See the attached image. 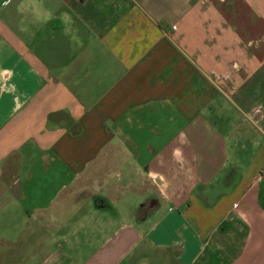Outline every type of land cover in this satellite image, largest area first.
Wrapping results in <instances>:
<instances>
[{
  "label": "crops",
  "instance_id": "0c3cea01",
  "mask_svg": "<svg viewBox=\"0 0 264 264\" xmlns=\"http://www.w3.org/2000/svg\"><path fill=\"white\" fill-rule=\"evenodd\" d=\"M20 2L0 0L7 254L264 264V0H35L43 25ZM128 192L133 216L99 212Z\"/></svg>",
  "mask_w": 264,
  "mask_h": 264
},
{
  "label": "rangeland",
  "instance_id": "374dc122",
  "mask_svg": "<svg viewBox=\"0 0 264 264\" xmlns=\"http://www.w3.org/2000/svg\"><path fill=\"white\" fill-rule=\"evenodd\" d=\"M110 208L112 213H116L117 210H124L127 209V214L133 216L138 209V205L143 201H140L138 197L134 194L127 193L118 197V199L109 198L105 200ZM115 204V205H114ZM101 213H108V210H100ZM112 215V214H111ZM116 215V214H113ZM22 225L20 223H7L6 218L4 215H0V264H29L26 262L27 257L24 256L23 251L20 250L18 252L11 251L12 254H7L8 244L12 242H18L20 237L22 236L21 233Z\"/></svg>",
  "mask_w": 264,
  "mask_h": 264
},
{
  "label": "clouds",
  "instance_id": "9594fccd",
  "mask_svg": "<svg viewBox=\"0 0 264 264\" xmlns=\"http://www.w3.org/2000/svg\"><path fill=\"white\" fill-rule=\"evenodd\" d=\"M17 12L22 17L30 15L31 23L38 25L47 24L49 21L56 18L52 9L45 7L42 3L35 2V0H21L17 6ZM61 18L65 24H71V19L66 13L62 14ZM19 29L20 31H27V24L23 19L20 21Z\"/></svg>",
  "mask_w": 264,
  "mask_h": 264
},
{
  "label": "trees",
  "instance_id": "16d2710c",
  "mask_svg": "<svg viewBox=\"0 0 264 264\" xmlns=\"http://www.w3.org/2000/svg\"><path fill=\"white\" fill-rule=\"evenodd\" d=\"M105 200L106 199H104V198H97L96 199V206L103 209V210H105V209L110 210L111 207L109 206V204Z\"/></svg>",
  "mask_w": 264,
  "mask_h": 264
},
{
  "label": "flooded vegetation",
  "instance_id": "af4514ba",
  "mask_svg": "<svg viewBox=\"0 0 264 264\" xmlns=\"http://www.w3.org/2000/svg\"><path fill=\"white\" fill-rule=\"evenodd\" d=\"M151 201H152V200H151ZM149 203H150V202L148 201V204L146 203L147 206H146V204L144 205V207H145L144 210H145L146 212H148V213L151 211V209H150V207H149ZM152 203H153V202H151L150 204H152Z\"/></svg>",
  "mask_w": 264,
  "mask_h": 264
},
{
  "label": "water",
  "instance_id": "95a60500",
  "mask_svg": "<svg viewBox=\"0 0 264 264\" xmlns=\"http://www.w3.org/2000/svg\"><path fill=\"white\" fill-rule=\"evenodd\" d=\"M156 202H157L156 200H153V203L152 204H156Z\"/></svg>",
  "mask_w": 264,
  "mask_h": 264
}]
</instances>
